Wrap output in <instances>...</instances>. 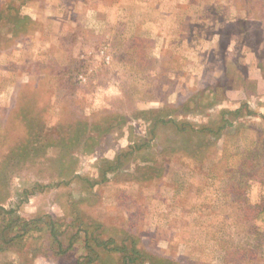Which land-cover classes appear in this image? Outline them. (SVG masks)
Listing matches in <instances>:
<instances>
[{
  "label": "rangeland",
  "instance_id": "374dc122",
  "mask_svg": "<svg viewBox=\"0 0 264 264\" xmlns=\"http://www.w3.org/2000/svg\"><path fill=\"white\" fill-rule=\"evenodd\" d=\"M0 206V264H74L84 228L264 264V0H0Z\"/></svg>",
  "mask_w": 264,
  "mask_h": 264
},
{
  "label": "trees",
  "instance_id": "16d2710c",
  "mask_svg": "<svg viewBox=\"0 0 264 264\" xmlns=\"http://www.w3.org/2000/svg\"><path fill=\"white\" fill-rule=\"evenodd\" d=\"M237 112H238L237 109H235L233 113L236 114ZM223 114H225V112ZM167 121H171V120H167ZM155 122H158L157 119L155 120ZM182 124H185V122H180L181 127H178L179 131H183ZM222 126H220V128ZM201 128H206V127H201ZM188 129L191 132H197V130L193 128H188ZM153 134L155 135V131H153ZM0 212L8 213L10 212V210H6L2 206H0ZM22 221H23V228H26L28 222H31L27 220H22ZM36 221H41V219L40 218L34 219L33 223H35ZM73 222L70 221V224H74ZM43 223H45V229L48 231V234L51 237L52 242L55 243V249L53 248V250H55L56 253L65 254L68 250L71 249L73 243L76 241L75 240L76 237L79 235L80 231L77 232L78 229L74 234H71L69 230H67L68 233H66L64 229L63 230L61 229V226H63V224H60L61 222L59 223V221L56 220L51 215L47 216L46 220L43 221ZM83 231H84L83 235H81V237L78 239H81V248L84 252L81 258L77 259L74 264H95L96 261H100L102 259V256L104 254L106 255L107 253L108 255H112L114 253L118 254V264H144L142 253L136 248V246H134V244L130 246V248H128V246L126 245L117 244V242L114 239H103L100 236V234L93 235L92 230L90 231L88 228H84ZM63 234H65L64 236L65 240H63L61 237V235ZM2 235H4V233L0 232L1 238ZM3 241L7 243L8 239H5ZM64 242L66 245H64Z\"/></svg>",
  "mask_w": 264,
  "mask_h": 264
}]
</instances>
